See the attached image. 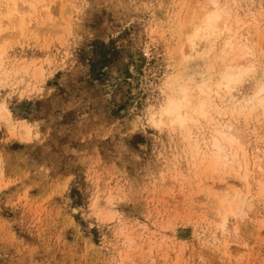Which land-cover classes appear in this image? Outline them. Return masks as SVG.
Returning a JSON list of instances; mask_svg holds the SVG:
<instances>
[{
    "label": "rangeland",
    "instance_id": "1",
    "mask_svg": "<svg viewBox=\"0 0 264 264\" xmlns=\"http://www.w3.org/2000/svg\"><path fill=\"white\" fill-rule=\"evenodd\" d=\"M212 1L0 0V264H264V110L247 104L264 0H214L254 62L230 90L226 35L187 41ZM176 77L208 117L156 123ZM218 131L237 139L228 165Z\"/></svg>",
    "mask_w": 264,
    "mask_h": 264
},
{
    "label": "bare ground",
    "instance_id": "2",
    "mask_svg": "<svg viewBox=\"0 0 264 264\" xmlns=\"http://www.w3.org/2000/svg\"><path fill=\"white\" fill-rule=\"evenodd\" d=\"M212 3H213V7L212 8H205L206 10L201 12V15H199V17L196 19V21H194L192 28H190L191 35H189V37L187 36L188 37L187 41H188L189 45H191L193 47H195L199 42L205 41V42H207V45H211L210 47L214 48L215 42L217 41V39L220 38L221 36L226 35L224 37V40H223L220 48H221L223 61H225V60H229V61L225 64V66L224 65L222 66L223 69H221V71H220L221 77L219 80H217V86H218L219 90L221 88H223V90H230L234 83H230L229 78L230 77H241V80H242L247 74L252 72V70L254 69V65H253L254 62L252 63L251 61L246 59V57L249 55V52H250L249 49L250 48L245 44H240V43L237 44L234 41L237 39H235L236 33L233 31V28L231 25L232 23L230 24L231 14L228 12V10L225 7H221L217 1L213 0ZM16 10L17 9L15 8L14 11H16ZM12 15H13V12L5 14L4 17L9 18ZM0 19H1V16H0ZM1 50H3V49H1ZM2 60H3V52L0 51V66H1ZM175 76L176 75H174V77ZM209 80H211V79H209ZM187 83L188 82L182 83L181 81L178 80L177 77L171 78V82L169 85L171 90H170V93H169V95L165 101V104L162 107H166L169 105L172 106V108L174 110V115L171 119L168 118V121H170V124L172 126L174 124H177L178 126L180 125V126L184 127V125H187L186 123L188 121L194 119V115L199 114L202 117H208V115L210 113V111L206 109L208 106H210V105L207 106V103H206L209 98H206V99L204 98L205 100L200 102V104H199V107H201L200 110H197V108H195L194 105H193V107L191 106V101H192L191 97H192L193 92ZM261 87H264V84L261 85ZM196 88H197V90L199 89L201 92H205L208 89L212 90V86H208L205 82H200V81L197 83ZM210 93H212V92H210ZM201 94H203V93H201ZM2 109H3V112L6 113V115L10 116L9 115L10 111L7 107H3ZM250 109H251V107H250ZM262 110H264V108H262ZM250 111H252V109ZM155 121H156V123L161 122L160 119L155 120ZM218 132H219V135L215 136L213 139V146L216 148V150L212 153V158L216 162H219V161H221L223 163H227L228 161L233 162L232 160H233L234 154L229 152L231 150L226 149V147H227L226 144L229 143L232 145L233 143H235L237 141V139L232 134L227 133L225 131H218ZM225 134L227 135V137L229 139H224ZM217 142H219V145H220L219 147L217 146ZM205 154H204V156H205ZM225 160H227V162ZM227 165H228V163H227ZM211 167H212V165H209L206 168V170H210ZM247 175H249V174H247ZM247 175L245 176V180H243V179H242L243 181L239 180L240 183L248 181ZM247 183H250V182L248 181ZM241 184H240V186H242ZM225 189H226V191H228L230 193L232 190L235 191L234 195L236 197L233 198L235 201L234 200L230 201L228 199L229 194L225 193L226 195L222 200L220 199L221 200L220 203H221V205H223L224 201L227 202L229 204L228 209H227L228 212H234L236 207H238V205H240L241 203L244 202L246 195L244 196L242 191H239L237 189V184H233V183L228 184ZM240 189H241V187H240Z\"/></svg>",
    "mask_w": 264,
    "mask_h": 264
},
{
    "label": "clouds",
    "instance_id": "3",
    "mask_svg": "<svg viewBox=\"0 0 264 264\" xmlns=\"http://www.w3.org/2000/svg\"><path fill=\"white\" fill-rule=\"evenodd\" d=\"M230 83H240L241 77H230ZM247 104L250 105L253 109L256 107L264 108V87H261L248 101ZM174 115V110L171 105L162 107L159 113V119L161 122L165 118L171 119ZM224 139H229L225 134ZM217 146L219 147V142H217Z\"/></svg>",
    "mask_w": 264,
    "mask_h": 264
}]
</instances>
